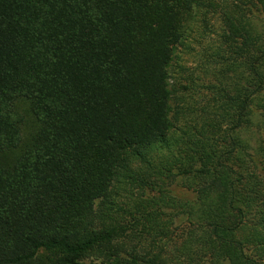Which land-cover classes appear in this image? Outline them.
<instances>
[{"label": "trees", "instance_id": "1", "mask_svg": "<svg viewBox=\"0 0 264 264\" xmlns=\"http://www.w3.org/2000/svg\"><path fill=\"white\" fill-rule=\"evenodd\" d=\"M0 264H264V0H0Z\"/></svg>", "mask_w": 264, "mask_h": 264}, {"label": "rangeland", "instance_id": "2", "mask_svg": "<svg viewBox=\"0 0 264 264\" xmlns=\"http://www.w3.org/2000/svg\"><path fill=\"white\" fill-rule=\"evenodd\" d=\"M215 29L219 27V21L214 18L211 22ZM201 28L195 31L191 39L188 40L187 46L180 53V58L178 59V66L175 69L174 76L176 83L179 84H190V81L197 76H202L203 67L206 64V51L213 47L216 43L217 35L213 33H202ZM219 30V29H218ZM219 32V31H218ZM209 78H203L201 82H195V87H193L194 93L196 91H206L201 88L198 89L203 83L207 82ZM191 103V102H187ZM31 130L30 123L24 126L23 135L24 139L29 136V131ZM172 194L178 198L193 199V194L187 191L179 183H174L171 186Z\"/></svg>", "mask_w": 264, "mask_h": 264}]
</instances>
